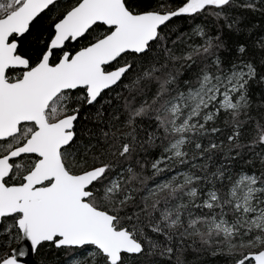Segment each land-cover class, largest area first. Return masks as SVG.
<instances>
[{
  "label": "snow or ice",
  "instance_id": "1",
  "mask_svg": "<svg viewBox=\"0 0 264 264\" xmlns=\"http://www.w3.org/2000/svg\"><path fill=\"white\" fill-rule=\"evenodd\" d=\"M246 13L264 0H0V264H264Z\"/></svg>",
  "mask_w": 264,
  "mask_h": 264
},
{
  "label": "trees",
  "instance_id": "2",
  "mask_svg": "<svg viewBox=\"0 0 264 264\" xmlns=\"http://www.w3.org/2000/svg\"><path fill=\"white\" fill-rule=\"evenodd\" d=\"M248 16V22L250 24H256L261 27H264V17H262L259 13H246ZM175 23L179 24L180 21H176ZM182 30H187L186 27ZM264 88V85H253V91L259 92ZM59 256L63 259V253H60ZM43 259L44 264H51V261L55 259L52 253H50L47 248H42L39 254L35 255V260L37 264H40ZM188 264H224V259L222 257H214L209 252H204L201 254H197L195 252L189 251L186 257Z\"/></svg>",
  "mask_w": 264,
  "mask_h": 264
},
{
  "label": "water",
  "instance_id": "3",
  "mask_svg": "<svg viewBox=\"0 0 264 264\" xmlns=\"http://www.w3.org/2000/svg\"><path fill=\"white\" fill-rule=\"evenodd\" d=\"M20 264H37L35 260V255L29 253L25 257H21Z\"/></svg>",
  "mask_w": 264,
  "mask_h": 264
}]
</instances>
